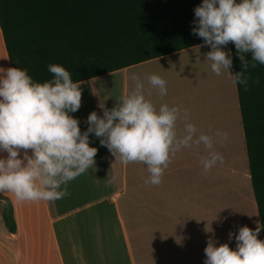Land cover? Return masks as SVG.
Instances as JSON below:
<instances>
[{"label":"crops","instance_id":"0c3cea01","mask_svg":"<svg viewBox=\"0 0 264 264\" xmlns=\"http://www.w3.org/2000/svg\"><path fill=\"white\" fill-rule=\"evenodd\" d=\"M224 50L230 52V43ZM208 51V46H195L81 82V107L69 115L86 131L85 121L91 112L102 116V107L111 109L132 89L131 74L142 80L145 74H156L166 81L167 95L160 97L143 81L146 99L157 108L167 103L186 109L188 122L199 132H226L228 139L216 145V151L224 154L222 149L236 145L237 158L242 161L239 139L235 137L233 144L229 141L237 130L245 140L237 85L226 72L217 76L211 71L205 60ZM9 67L0 27V68ZM230 72L234 74L233 63ZM183 123L178 121V129ZM89 140L90 147L98 149L95 165L68 183L64 198L17 202L12 194L0 193L11 201L17 224L16 233H10L0 210V264H204L210 238L217 246L228 243L235 250L239 228L231 231L226 227L224 236L222 206L217 209L213 202L201 203L200 192L190 188L191 182L195 185L208 174L212 181L217 175L219 183L225 175L221 164L204 172L198 159V155H206L203 145L176 153L162 182L150 185L145 183L149 177L146 165H124L100 145L99 138L90 135ZM6 155L0 152V157ZM235 159L227 166L228 177L246 175L250 184V172L238 168ZM252 193L253 189V199ZM254 208L256 223L252 215L246 223H251L253 230L260 227L258 239L263 241L256 201Z\"/></svg>","mask_w":264,"mask_h":264},{"label":"clouds","instance_id":"9594fccd","mask_svg":"<svg viewBox=\"0 0 264 264\" xmlns=\"http://www.w3.org/2000/svg\"><path fill=\"white\" fill-rule=\"evenodd\" d=\"M192 34L201 38L210 51L205 60L217 76L227 73L233 84L249 90V68L264 65V0H202L194 8ZM232 43L241 61L235 74L232 54L224 48ZM250 54L251 59L246 56ZM52 78L36 82L26 69L0 68V193H10L17 202H52L68 195L67 185L95 165L98 149L90 147L89 136L128 165L142 163L149 173L145 183L159 185L171 159L185 148L203 145L206 155H198L204 172L224 157L216 145L228 139L219 130L211 135L199 132L188 122L189 114L180 106H157L146 99L144 82L167 95L166 81L156 74L133 73L132 89L116 100L103 115L91 112L81 131L77 118L69 113L81 107L80 81L59 64H49ZM259 83V79L253 81ZM183 128L178 129V121ZM255 230L243 226L235 235V250L228 243L209 239L204 264H264V241ZM233 233H229V239Z\"/></svg>","mask_w":264,"mask_h":264},{"label":"trees","instance_id":"16d2710c","mask_svg":"<svg viewBox=\"0 0 264 264\" xmlns=\"http://www.w3.org/2000/svg\"><path fill=\"white\" fill-rule=\"evenodd\" d=\"M202 0H0V27L11 67L36 82L59 64L84 82L203 44L192 34ZM234 74L241 61L230 43ZM251 59V55L246 56ZM237 85L246 152L264 241V65ZM259 79V83L253 81ZM8 231H17L11 201L0 195Z\"/></svg>","mask_w":264,"mask_h":264},{"label":"rangeland","instance_id":"374dc122","mask_svg":"<svg viewBox=\"0 0 264 264\" xmlns=\"http://www.w3.org/2000/svg\"><path fill=\"white\" fill-rule=\"evenodd\" d=\"M226 112V111H225ZM237 137L240 141L241 145V151H242V161L240 159L238 160L237 154H236V145L235 147H226L222 150H225L223 157H224V163L221 164V166L226 170L225 175L222 176V182L219 183L217 181V175L215 176V180L212 181V178L210 177V174L203 176L202 180L199 181L197 184H193L191 182L190 188L196 189V191L200 192L201 198L200 202L203 204H212L215 205L218 209L219 205L222 206V226L223 228V235L227 236L226 233L229 228H231V231L234 229H238L243 226H247L251 229H253V225L251 223L250 226L247 225L246 221L249 218V220H252L250 218V215H252L253 219L256 223V213L254 208L255 199L253 196V199L251 197V181L249 184L248 176H240V177H233L232 179L228 177V167H230L232 160H237V167L242 168L244 167V170L249 171L248 169V161L246 157V145L245 140L242 138L240 133L234 134V136L229 139L230 143L233 142V140ZM233 144V143H232ZM217 151L220 153V150L217 149ZM235 155V156H234ZM220 163H218L216 166L218 167ZM228 166V167H227ZM234 166V164H233ZM231 179V180H230ZM253 195V193H252ZM214 198V201L211 199ZM220 200L222 204L220 203ZM258 218V216H257ZM250 222V221H249ZM226 227L228 228L226 230Z\"/></svg>","mask_w":264,"mask_h":264}]
</instances>
